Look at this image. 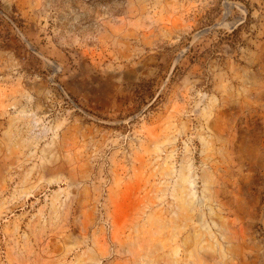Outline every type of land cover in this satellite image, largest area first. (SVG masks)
I'll return each instance as SVG.
<instances>
[{
  "label": "rangeland",
  "instance_id": "obj_1",
  "mask_svg": "<svg viewBox=\"0 0 264 264\" xmlns=\"http://www.w3.org/2000/svg\"><path fill=\"white\" fill-rule=\"evenodd\" d=\"M0 264H264V0H0Z\"/></svg>",
  "mask_w": 264,
  "mask_h": 264
}]
</instances>
